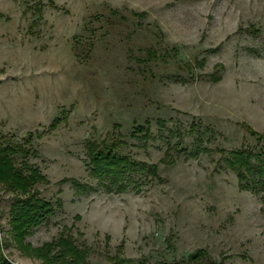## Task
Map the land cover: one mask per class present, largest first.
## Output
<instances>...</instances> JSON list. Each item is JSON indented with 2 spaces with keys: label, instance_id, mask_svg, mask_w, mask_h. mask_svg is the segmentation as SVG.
Returning a JSON list of instances; mask_svg holds the SVG:
<instances>
[{
  "label": "rangeland",
  "instance_id": "374dc122",
  "mask_svg": "<svg viewBox=\"0 0 264 264\" xmlns=\"http://www.w3.org/2000/svg\"><path fill=\"white\" fill-rule=\"evenodd\" d=\"M109 133L156 175H93L86 142ZM0 136L29 140L54 209L20 245L0 183L10 264H46L28 247L60 236L87 264H264V204L225 160L264 143V0H0Z\"/></svg>",
  "mask_w": 264,
  "mask_h": 264
},
{
  "label": "trees",
  "instance_id": "16d2710c",
  "mask_svg": "<svg viewBox=\"0 0 264 264\" xmlns=\"http://www.w3.org/2000/svg\"><path fill=\"white\" fill-rule=\"evenodd\" d=\"M59 123V118H55L51 127ZM192 128L193 125H192ZM144 133L148 135L147 126L138 125L132 132ZM257 135L261 141L263 136ZM123 143L122 140L115 139L112 134H108L99 142L87 141L85 145L86 153L91 164V172L99 178H111L120 183L117 189H124L125 177L128 173L139 170L148 174L156 175V166H145L144 163L136 162L129 156L121 154L118 150ZM29 140L13 142L0 136V183L7 189L14 192L15 196L10 204V222L12 225V236L15 241L23 245V239L30 233L31 229L38 226L54 213L52 203L40 198L37 192L31 190L36 181H41L44 177L36 168L29 166L26 157L29 148L26 146ZM18 157H23L20 166H17ZM227 165L236 171L241 187L253 193L260 194L264 204V143L257 149L242 146L232 150L225 158ZM28 246V245H27ZM35 255L43 258L46 264H87L85 249H80L73 244L71 236H60L55 241L44 244L39 248H30ZM55 250V251H53ZM0 264H10L3 256L0 248ZM108 264H131V260L124 257L113 256L108 258ZM161 264H217L209 259L207 253L201 249L189 253L183 259L163 260Z\"/></svg>",
  "mask_w": 264,
  "mask_h": 264
}]
</instances>
